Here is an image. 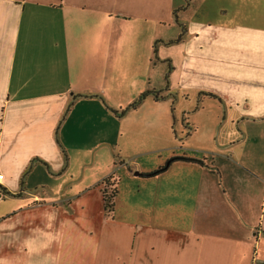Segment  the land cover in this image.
I'll list each match as a JSON object with an SVG mask.
<instances>
[{
	"label": "crops",
	"instance_id": "0c3cea01",
	"mask_svg": "<svg viewBox=\"0 0 264 264\" xmlns=\"http://www.w3.org/2000/svg\"><path fill=\"white\" fill-rule=\"evenodd\" d=\"M124 72L183 101L189 137L210 109L264 121V0H0V264H264V217L219 163H234L233 130L210 159L128 164L106 134ZM174 157L201 162L142 175Z\"/></svg>",
	"mask_w": 264,
	"mask_h": 264
},
{
	"label": "rangeland",
	"instance_id": "374dc122",
	"mask_svg": "<svg viewBox=\"0 0 264 264\" xmlns=\"http://www.w3.org/2000/svg\"><path fill=\"white\" fill-rule=\"evenodd\" d=\"M142 48L143 45L140 46V50ZM142 68L140 65V70ZM144 75V73L124 72L117 75V81L108 79L109 91L115 90V96L108 101L109 114L113 116L114 125L108 123L106 134L107 137L114 135L116 138L120 135L119 149L124 159L129 164L131 160L127 158V155L140 153V163L146 167L161 162L162 153L165 150L170 153H179L182 147L185 151L197 152L203 159L206 156L210 159L214 156L212 153L214 146L218 142L224 143V140L226 142L223 131L230 133L233 130L234 139L231 141L235 145L236 152L234 163H239L242 169L233 165L234 163L229 164L221 159L219 163L229 165L225 173L226 178L233 185L236 184L235 188H238L240 181L243 182L251 202L248 211L259 217L258 223L261 225V219L263 220L262 217H264V121H238L234 125L217 122L214 119L215 113L209 115L212 112L210 109L200 116L197 132L189 137L191 131L194 132L196 129L191 119H182L183 110L181 109L183 108L179 103L183 101L175 104L176 98L170 95L164 96L163 100L162 98L158 100L156 93L148 91L151 80L147 82V77L143 78ZM137 79H140L139 86L135 84ZM136 103L137 106H133ZM220 130L223 137L219 136ZM235 131L244 133L247 131L251 135L249 134L248 138L243 135L237 136ZM124 173L125 171L122 175Z\"/></svg>",
	"mask_w": 264,
	"mask_h": 264
},
{
	"label": "trees",
	"instance_id": "16d2710c",
	"mask_svg": "<svg viewBox=\"0 0 264 264\" xmlns=\"http://www.w3.org/2000/svg\"><path fill=\"white\" fill-rule=\"evenodd\" d=\"M176 12V20H178V17H177V10L175 11ZM133 106H137V103L134 104ZM71 108V107H70ZM69 110V108H68ZM197 161V162H201L199 160H194V159H191V158H186V157H174V158H171L170 160H168V162L163 166V167H160L158 170L152 172V173H149V174H142L144 177H154L156 175H159L163 172H165L167 169H169V167L176 161ZM116 184L115 183H111V184H106L104 189H103V197H104V205H105V209L106 211L108 212V214L110 213H113L114 211V207H115V200H116V197H117V190H116ZM8 194V193H7Z\"/></svg>",
	"mask_w": 264,
	"mask_h": 264
},
{
	"label": "built area",
	"instance_id": "2783aa9c",
	"mask_svg": "<svg viewBox=\"0 0 264 264\" xmlns=\"http://www.w3.org/2000/svg\"><path fill=\"white\" fill-rule=\"evenodd\" d=\"M4 178V175L3 174H0V181L2 180ZM7 192L5 191V189L4 188H2L1 186H0V202L2 201V200H4L6 197H7Z\"/></svg>",
	"mask_w": 264,
	"mask_h": 264
},
{
	"label": "water",
	"instance_id": "95a60500",
	"mask_svg": "<svg viewBox=\"0 0 264 264\" xmlns=\"http://www.w3.org/2000/svg\"><path fill=\"white\" fill-rule=\"evenodd\" d=\"M136 175H140L139 173H137Z\"/></svg>",
	"mask_w": 264,
	"mask_h": 264
}]
</instances>
